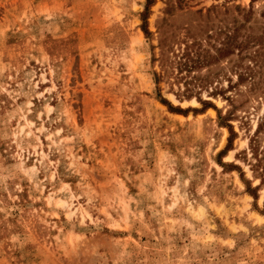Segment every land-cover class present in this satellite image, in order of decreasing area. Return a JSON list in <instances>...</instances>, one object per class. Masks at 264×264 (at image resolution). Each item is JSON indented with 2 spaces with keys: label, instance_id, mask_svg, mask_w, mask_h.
<instances>
[{
  "label": "rangeland",
  "instance_id": "obj_1",
  "mask_svg": "<svg viewBox=\"0 0 264 264\" xmlns=\"http://www.w3.org/2000/svg\"><path fill=\"white\" fill-rule=\"evenodd\" d=\"M147 2L0 0V264H264V47L180 67L264 0Z\"/></svg>",
  "mask_w": 264,
  "mask_h": 264
},
{
  "label": "trees",
  "instance_id": "obj_2",
  "mask_svg": "<svg viewBox=\"0 0 264 264\" xmlns=\"http://www.w3.org/2000/svg\"><path fill=\"white\" fill-rule=\"evenodd\" d=\"M153 3V0H148L147 2V8L144 12V28L147 22L146 15L148 14L149 5ZM202 14V13H201ZM253 12L251 10L245 12V15L248 17L243 23H239L238 21L234 20L229 27L231 28L226 32L225 37L222 39L219 34V38H215L211 32V23H212V17L209 15H201L200 20L198 21L200 24V27L202 26V22L207 23V27H205L202 31L201 30H195L193 27L186 33V38L188 41L183 42L185 45V53L182 57H186L188 59V63H180L181 71L184 70H192L193 68H210L214 64H217L219 61L223 59H233L234 57H237L236 61L234 62V68H236L237 72H239L242 65L240 62H243L244 60H247L250 58V53L248 54L249 50L252 48L257 49L258 51H255V56L252 57V60H254L255 63H258V58L261 55V49L263 46V37L262 36H254L253 35V29L252 25H248L250 20L249 17L252 15ZM194 29V30H193ZM144 33L146 35H149L148 29H144ZM173 34L167 35L166 38L162 41V53H161V62H163L164 67L171 62L170 60V53H172V46L170 45L171 37H173ZM205 37V38H204ZM214 40L215 44L212 43ZM190 41V42H189ZM203 41L208 43V47H205L203 45ZM197 50V51H196ZM198 50L200 52H198ZM251 60V59H250ZM187 61V60H186ZM218 61V62H217ZM217 62V63H216ZM179 64V63H178ZM242 70V69H241ZM238 82L247 80V77H250V75L246 72L245 75L242 73H239L237 75ZM196 81H199L200 84L198 85L200 88H206L208 86H212L213 82L210 79V76L205 77L202 79H195ZM158 81V78L156 79ZM217 89H213L212 91H216ZM193 96H189L191 98ZM197 99H199L197 97ZM164 100V99H162ZM201 103L203 101L201 100ZM203 105L208 107H214L211 105V103H207L204 101ZM178 111L182 112L181 109H177ZM260 128L264 129V119L262 121V124L258 125V130ZM264 150V149H263ZM256 160L258 164V173H263L264 171V156L259 157V155H256ZM262 170V171H260ZM255 172V171H254ZM263 175V174H262ZM264 176V175H263ZM264 184V177L261 176V185Z\"/></svg>",
  "mask_w": 264,
  "mask_h": 264
}]
</instances>
